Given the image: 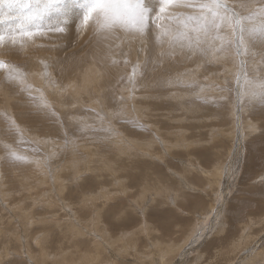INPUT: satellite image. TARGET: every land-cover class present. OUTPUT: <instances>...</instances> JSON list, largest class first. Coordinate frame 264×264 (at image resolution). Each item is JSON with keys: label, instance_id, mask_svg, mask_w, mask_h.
I'll list each match as a JSON object with an SVG mask.
<instances>
[{"label": "rangeland", "instance_id": "374dc122", "mask_svg": "<svg viewBox=\"0 0 264 264\" xmlns=\"http://www.w3.org/2000/svg\"><path fill=\"white\" fill-rule=\"evenodd\" d=\"M150 1L148 0L151 5H154V1H156L155 4L158 2V0ZM189 2L199 4L208 2V0H189ZM241 2L248 3L250 7L240 8ZM32 3L35 4L36 0H32ZM220 3L224 5V8L220 10L222 15L225 14V9H227L229 15L236 12L240 16L249 17L250 19H247L245 24L250 30L249 32L253 34V39L259 38L261 29L264 28V20L261 19L262 13L260 11L261 8H264V0H220ZM69 9H73L75 13L79 9L80 12L82 11L80 4L74 3L73 0H67L60 12L52 13L45 19L52 18L53 23H57L59 14L67 12ZM197 14H200L198 7H185L178 0H173V3L169 4L163 13L158 12L161 22L158 27L161 25L160 28L171 29L173 35L185 33L186 35L181 38V42L185 44V47L181 48L179 43L170 46L166 38L167 41L156 44L155 51L151 54L149 50L146 51V49H149L148 35L144 38L147 40H145L147 47H144L145 44L140 41V38L145 35L144 33V35L137 34L138 36L134 38L131 36L123 38L120 36V31H117L114 37L111 34L103 35L102 32L97 31L96 21L93 22L91 19L86 23L84 22V27H90L85 29V35H80V40H77L79 39L77 37V39L69 42L64 41L67 44L63 43V51L57 52L58 54H54L51 43L36 42L33 36L24 37L28 39L29 45L27 44V47L17 37L20 42L15 45L16 49L12 50V52L14 51L13 54H10L11 51L8 49L9 45H13L9 44L11 43L10 40H8V44H0V62L5 65L0 68V89H2L0 92V169L2 170L1 173H5H2V176L8 173V176L6 175L4 178L0 175L1 183L6 181V177L8 182L4 189L0 185V198H2L0 199V226L8 229L11 227L13 229L19 228L18 234L20 237L19 242H16L17 240L7 241L5 235L2 234L0 246H5V250L7 248L10 250L3 252V254L0 253L1 264H52L53 260H49L48 256L55 254L54 251L57 252L61 247L70 256L75 254V262L79 264H83V262L84 264H227L228 262L243 264L245 262L243 258H247L253 252L254 254L264 252V231H262L264 222L260 221L264 218V104L252 99L253 93L258 94L261 88L264 87V44H261L257 39L255 46L248 44L246 41L239 53H237L234 45L225 50L227 39L232 36V31L227 23H224L221 24L219 30L220 35L225 37L224 41L209 40L208 43L197 45L196 37L198 34L192 31V25L190 24L187 28L184 27L186 18ZM154 16L155 13L151 15V18H154ZM45 22L43 21V24L47 25ZM16 23L15 20H10L7 24H0V31L6 29L8 24ZM92 24L93 26H91ZM76 31H72L73 35ZM98 35L100 38L95 39ZM5 37L9 38V34H6ZM82 37L85 40L88 38L85 45L79 44V42L85 41ZM202 37L201 34V40L204 39ZM112 39L119 40L117 41L119 42L118 45H110ZM188 39L192 41L191 48L186 46ZM55 44L56 47L60 46V43ZM170 49L174 53L170 52ZM114 52L115 54H113ZM116 52H122L123 54H117ZM131 53L136 55L137 60H140V58L144 60L142 64L144 63L143 66L145 67L143 71L142 66V70L139 72L142 85L137 86L136 92L134 89L129 92L128 89L122 88V84L124 83L123 87L126 86L130 78L129 71L131 73V70L136 67V65L131 67L130 59L127 58L128 54ZM45 56L52 61H45L46 65L53 66L52 68L56 70L55 79L60 82H66L69 76L75 77L76 74L72 73V70L78 71L75 68L86 66L87 62H83V60L87 57L97 67L102 68L100 70V67H98L99 71L97 69L95 75L98 81L101 80L99 81L100 84L103 83L102 93L105 95L112 93V105L115 102L116 106L118 104L125 106L124 94L128 97L131 95V97H134V94L139 91L137 94L139 96L137 100L139 101L135 104L141 109L138 110L140 113L137 112L138 115L132 114L133 102H129L130 106H128L131 107V110L128 109L131 117H129V114L127 117L121 116L120 119L115 115V119L118 118L115 121L85 102L80 108L78 106L66 108L68 113L65 115L58 112L53 114L51 109L49 111L42 109L39 101H36L38 99L36 92L28 89L29 86L36 88L38 84H34L33 78H31L32 80L28 78L27 71L37 68L38 65L42 66L43 57L45 58ZM38 57H40V63L37 62ZM60 59L64 61L63 63L71 62L70 67L73 69L68 72L66 66L60 63ZM124 59L125 61H122ZM55 63L64 67L57 68ZM126 64L128 65L126 66ZM138 66L136 69H138ZM191 69L193 70L192 75L187 79L177 76L175 84H172V76L174 77L180 72L187 73ZM148 71L147 75L146 72ZM16 77L24 78L23 89H18ZM36 77L38 78V76ZM7 91H9L11 97L9 99L4 98V92ZM12 92L14 98L11 95ZM129 99L128 101H130ZM4 100L9 101V105H11L14 112L12 115H15L18 121L23 122L30 129L35 128L41 133L44 132L43 134L52 131L51 135L54 134L58 138L61 131L59 126L62 127V131H64H61L63 133L62 139L64 140H62L63 143L60 146H64V148H61L60 152L57 151L56 154L55 151L51 154L46 151L45 145L36 144L39 142L35 138L33 139L32 136L19 134V128L13 124L12 116L4 112L2 108L1 103ZM59 100L63 104L73 102L69 97L59 98ZM77 108L80 111L82 110L81 114L74 113L77 115H72L69 113ZM60 112H62V108ZM102 112L108 114L106 110H102ZM139 114L142 116H139ZM102 117L105 125L100 124ZM78 118L79 120H76ZM123 118L124 120H122ZM125 118H128V120ZM56 120H59L60 124H57ZM110 120H112V123ZM80 121H84L86 126H89L90 123V128H81ZM118 123H123V127L133 134H136L141 128L145 132V134H140L143 138L147 137L152 131H157L156 135L160 132L157 135L158 144L154 145L155 152L150 153L143 150L144 153H135V149H130L127 153H118L112 141L113 138L109 134L111 127H119L122 130L121 133H125L121 125H117ZM110 124L111 127H109ZM150 124L154 125V128ZM55 125L58 128H54ZM255 128L257 129L255 130ZM163 134L169 143L171 142V149L161 139ZM18 136H23V138L19 139ZM39 137L44 138L43 142L46 141L45 137ZM85 137L91 138V141H85ZM69 138L84 143V153L81 152L80 147H77L75 148L76 152L79 149L80 151L72 153L71 156V146L69 144L71 139ZM188 139L190 140L188 141ZM30 144L34 145L31 146ZM88 145L90 146L88 147ZM11 146L18 147V150L21 149V151H25L24 153H35L36 157H39V160H42L46 166V171H49L46 174L51 178L50 184L42 185L36 188L37 190H33L34 192H29L27 190L28 183L22 184L21 182L26 180L27 177H23V170L30 173V167L26 163H19L18 153H14L12 150L14 147ZM31 147L33 150H30ZM101 154L103 157H109L105 161L115 164L116 167L119 165L123 167L118 173L119 176H122L119 178L121 182H115L109 176V173L103 174L104 170H101L103 164L99 162ZM97 158L99 159L98 162L96 161ZM69 161L72 163L74 161L77 166H75L76 170L75 168L74 170L67 168ZM120 162L124 165H121ZM127 162L131 165L129 166ZM64 163H66L65 167ZM89 163L93 164L94 167L97 165L96 168H100L99 170L102 173L100 177V171ZM83 164L85 167H83ZM17 166L19 167L18 176H14L13 179L9 177V174L16 173L15 170L17 169L14 168H17ZM33 167L31 166V169L35 173L36 167ZM211 168L215 169L212 171ZM62 169H65L63 173H61ZM206 169H209L208 173L205 171ZM202 170L203 172H200ZM56 171H58L57 175ZM97 172L99 173L96 174ZM104 172L108 171L105 170ZM181 172L182 174H180ZM60 173L62 176H66L64 194L58 192L56 184L52 183ZM218 173L221 175L219 178ZM107 176H109L108 179ZM207 179L214 183L212 182V184ZM100 180L103 182L102 184H99ZM19 181H21V184ZM207 181L209 182L205 185L204 182ZM209 184H212L210 185L211 188ZM102 186L106 191L109 190V198L100 197V199L92 196L88 199V202H84L88 193L97 192L96 190L102 191ZM125 187L126 191L124 190ZM176 187L177 189L182 187L181 190L183 189L182 192L185 194L183 200L179 197L180 199L175 201L176 198L174 199L172 196L174 195L173 192L176 191ZM205 187L209 189H205ZM155 188L161 189L159 192L162 196H158V192L153 191ZM143 189H146L145 195L142 194ZM4 190L5 193L9 191L8 196L1 193ZM111 191L113 192L111 193ZM21 192L22 194H20ZM50 192L53 203L51 204L52 207L47 208L43 202L50 200L45 199ZM82 193H84L83 196ZM189 193L192 194L191 198H193L187 200L191 202L190 205L184 200L190 197ZM32 194L35 197L39 195L40 202L37 200L35 206L31 205L35 197L33 199L27 198L28 195ZM144 197L146 198L144 199ZM97 198V203H95L96 201L93 200ZM24 199H26L23 203L24 207L28 208L29 206L28 209H30L34 206L33 216L29 218L31 220L30 224L25 218L26 213L22 215L20 210L14 208L19 202L22 203ZM159 199H162L160 204L157 203ZM204 208L208 209L207 215L206 210H203ZM54 211L57 213L54 216L57 221L48 218L54 215ZM38 216L47 217V220L36 222ZM94 217L95 221L98 219L99 223H93L92 219L94 220ZM255 218L259 222L255 221ZM61 221L65 224L73 223L75 227H69L71 230L80 233V237L79 235H76V237L71 236L67 241L66 236L63 237L64 232L62 231L65 230L66 225L64 228L63 226L59 227ZM257 222L258 224H256ZM150 223L153 224L152 227ZM243 223H250L251 229H243L242 231ZM25 224L29 225L30 230L27 229L28 225L26 226L27 231L24 229ZM148 224H150V229L146 228ZM133 231L138 233L135 234ZM44 232L46 233L44 234ZM191 232L192 235H190ZM247 232H258V234L253 236L252 239L239 240L242 233L245 236L248 234ZM125 233L130 237L129 241L115 240V238L121 237ZM7 234L9 235V233ZM46 234L48 238H46ZM32 235L34 236L31 237ZM58 238L64 239L59 241ZM70 238L72 243L74 242L75 250L70 243ZM37 239L39 244L36 243V241L38 242ZM28 240L34 253L27 250ZM165 240L174 243L177 247L180 245L178 251L170 254L166 260L163 259V252L157 246L158 243ZM233 240L241 241L237 245L239 250L233 248ZM45 246L47 249L49 248L48 252ZM99 247H102L103 252L98 257L96 251ZM33 249L37 251L35 252ZM41 249H46V253L40 251ZM35 254L40 256L38 258H42L43 262H37L40 260L36 258ZM91 254H94L95 257H92ZM44 258H48L49 261L47 260L48 262L44 263ZM260 258L261 256L255 260L254 264H257Z\"/></svg>", "mask_w": 264, "mask_h": 264}, {"label": "bare ground", "instance_id": "6f19581e", "mask_svg": "<svg viewBox=\"0 0 264 264\" xmlns=\"http://www.w3.org/2000/svg\"><path fill=\"white\" fill-rule=\"evenodd\" d=\"M150 1V0H149ZM155 3H156V1H154ZM153 2V3H154ZM41 3H43V2H41ZM149 3V2H148ZM150 3H151V1H150ZM154 3V5L156 6L157 4H155ZM158 3V2H157ZM77 4H80L79 2H77ZM151 5V4H150ZM154 5H152V6H154ZM154 6V7H155ZM160 15V14H159ZM159 15H158V11L157 12H155V16H154V18H149V21H148V25H147V29L145 30V31H147V32H144V34H142V35H144L143 37H141L140 38V41H142L143 42V44H145V42L147 41L146 39H144L145 38V36H147L148 35V48L149 49H146V51L147 50H149V52H150V54L151 53H153L154 51H155V46H156V44H158L159 42L156 40V37L159 35V33H160V26L158 27V25L161 23L160 22V17H159ZM183 17V16H182ZM64 19H66L67 20V24H66V26H64V30L61 32V31H55V32H53V31H48V30H43V31H39V32H35L34 33V35H33V39L36 41V42H43L44 44H46V43H51L52 45H53V47H51V49L54 51V54H56L57 52H61V51H63V43H66V42H64V41H72L73 39H77V37H79L80 35H82V34H84L85 33V29H89L90 27L89 26H86V27H84V22H83V20H82V11L80 12V9H79V11H76V13L73 11V9H69V10H67V12H64V13H62V14H59V20H58V22H60V21H62V20H64ZM93 20V22H95L96 21V17H95V14L93 13L91 16H90V18H89V20ZM44 21H46L45 22V24H47V25H49V24H54L53 22V19L52 18H49V19H45ZM57 22V23H58ZM92 22V23H93ZM47 25H45V26H47ZM91 26H93V24L91 25ZM5 30V29H4ZM76 31L75 33H74V35H73V33H72V31ZM92 30V29H91ZM221 30H223V29H221ZM250 31V30H249ZM86 32H89V31H86ZM92 32V31H91ZM117 33V31H115V32H113V33H111V35L114 37V36H116L115 34ZM4 34L6 35H8V33L5 31L4 32ZM93 34V33H92ZM85 35V34H84ZM83 35V36H84ZM86 35H87V33H86ZM103 35H106L105 33H103ZM93 36V35H92ZM120 36L121 37H123V38H127V37H129V36H131V37H136V36H138L137 34H130V33H125V32H123V31H120ZM85 37V36H84ZM84 37H82L83 38V40H85V38ZM188 37V36H187ZM98 38H100V36L98 35L95 39H98ZM203 38V37H202ZM18 39H21V43L22 44H24V46H26L27 44L29 45V43H28V39H26V38H20V37H18ZM81 38L79 37V39H77V40H80ZM92 39V38H91ZM166 39V38H165ZM5 44H8L7 42H8V40H9V38H7V37H5ZM88 40V38H86V40L85 41H81V42H79V44H86L87 41ZM109 40V39H108ZM146 40V41H145ZM117 41H119V40H114V39H112L111 41H110V45H118V43L119 42H117ZM130 41V40H129ZM164 41H167V40H164ZM55 43H60V46L59 47H56V44ZM9 44H11V43H9ZM55 44V45H54ZM67 44V43H66ZM1 45H3V44H1ZM108 45V44H107ZM3 47H5V46H3ZM27 47V46H26ZM25 47V48H26ZM144 47H147L146 46V44H145V46ZM16 49V46L15 45H9L8 46V49H10V54L12 53L13 54V52H12V50L13 49ZM19 48V47H18ZM3 50V49H2ZM116 50H118V49H116ZM120 50V49H119ZM122 51V50H121ZM169 51V50H168ZM167 51V52H168ZM166 52V53H167ZM170 52H173V50L171 51V49H170ZM117 53V52H116ZM118 53H121V55L123 54L122 52H118ZM117 53V54H118ZM125 53V52H124ZM174 53V52H173ZM3 54H4V52H3ZM58 54V53H57ZM113 54H115V52L113 53ZM168 54H170V53H168ZM213 54H215V53H213ZM228 54V53H227ZM2 56V55H1ZM111 56V55H110ZM127 56V55H126ZM141 56H144V55H141ZM129 57V58H128ZM160 57V56H159ZM40 57H38L37 58V62L38 63H40L41 62V60L39 59ZM121 58V57H120ZM126 58V57H125ZM127 58L128 59H130V64H131V67L133 66V65H136V67L138 66V63H139V66H138V69H136V67H135V69L134 70H131V68H130V70L132 71L131 73H130V71H129V76H130V78H129V80L127 81V83H126V86H124L123 87V84H122V88H124V89H128V91L129 92H132V90L134 89V91L136 92V89H137V86H141L142 85V82L140 81V78H139V72H141V70H142V66H143V64H142V61L144 62V60H142L141 58H140V60L138 59H136V55H134L133 53H131V54H128V56H127ZM126 58V59H127ZM144 58V57H143ZM59 59V58H58ZM61 60V62L60 63H63L64 61L62 60V59H60ZM59 60V61H60ZM45 61H49V62H52V61H50V58L49 57H46L45 56V58L43 57V63H42V66H39L38 65V67L37 68H32V69H30L29 71H27L28 73H27V76H28V78L30 79V80H32L31 78H33V80L32 81H34V84L35 83H37L38 84V87H36V88H34V87H32V86H29L28 87V89L29 90H31V91H35L36 92V94H37V98L38 99H36V101L38 100L39 101V104L42 106V109H44V110H50L51 109V111H52V113L53 114H55V113H59V114H61V115H65V114H67L68 112L66 111L67 109L66 108H73V107H75V106H78L79 108H80V106H83V103L85 102L86 104H88L89 106H92V107H94V108H96L97 110H99V111H101V113L102 114H105V115H108V118H111L112 120H118V118L117 119H115V115H116V117H120V119H121V116L123 117H127L129 114V117H131V113L129 112V110L128 109H130L131 107H128V106H130V104H129V102H133L132 104H133V107L131 108L132 109V111H133V113L132 114H137L138 115V113L137 112H139L138 110H141V109H139V106H137V104H135V103H137V101H139V100H137V98L139 97L137 94H138V92H137V94L135 93L134 94V97H128L126 94H124L125 95V102H124V105L125 106H122L121 104H118V106H116L115 105V102H114V104L112 105V99H111V96H112V93H110L109 95H105V94H103L102 93V88H103V83H101L100 84V82L99 81H101V80H99L98 81V78H97V76L95 75L96 74V71H97V69H98V67H100V66H96L94 63H92V60L90 61L87 57L83 60V62H87L86 63V66L85 65H83L82 67H77V68H75V69H77L78 71H74V70H72L73 68H71L70 67V64H71V62H65V63H63L65 66H66V68H67V70H68V72H70L71 70H72V73H74V74H76L75 75V77H72V76H69V77H67V79H66V82H60V81H57L56 79H55V73H56V70L54 69V68H52L53 66H48V64L46 65V63H45ZM57 61V60H56ZM58 61V62H59ZM117 61V60H116ZM115 61V62H116ZM122 61H125V59L124 60H122ZM136 61V62H135ZM128 62V61H127ZM138 62V63H137ZM54 63V62H53ZM118 63V62H117ZM136 63V64H135ZM199 64V63H198ZM55 65H56V67L57 68H60V66H62V67H64L63 65H60V64H58V63H55ZM128 64H126V66H127ZM180 65V64H179ZM48 66V67H47ZM152 66H154V65H152ZM31 67V66H30ZM115 67V66H114ZM120 67V66H119ZM174 67V66H173ZM65 68V69H66ZM118 68V67H117ZM145 67L143 66V71L145 70L144 69ZM169 68V67H168ZM172 68V67H171ZM102 68L100 67V70H101ZM115 69H116V67H115ZM174 69V68H173ZM232 69V68H231ZM233 69H235V68H233ZM66 70V71H67ZM98 71H99V69H98ZM117 71V70H116ZM184 71H185V69H184ZM192 69L191 70H189V71H187V73H184V72H180V71H176V72H180L179 74H176L175 75V73H174V77L172 76V81H173V83L172 84H175V82H176V77L177 76H181L183 79H187V77H189L190 75H192ZM227 72V71H226ZM147 73V75H148V73H149V71L148 72H146ZM16 74V73H15ZM97 74H98V72H97ZM235 75V74H234ZM19 76H21V75H19ZM36 76H38V78L36 77ZM225 76V75H224ZM232 76V75H231ZM23 77V76H22ZM22 77H19V78H15V79H17L16 81H17V87H18V89L20 90V89H23V84L25 83V81H24V78H22ZM222 77V76H221ZM145 80V79H144ZM147 80V79H146ZM104 82L106 81V80H103ZM102 81V82H103ZM13 84H14V82H13ZM101 86H100V85ZM108 84H109V82H108ZM15 85V84H14ZM109 86V85H108ZM250 86V85H249ZM25 87H27V86H25ZM248 87V86H247ZM252 87H253V85H252ZM121 88V89H122ZM249 88H251V87H249ZM259 89V88H258ZM2 91V89H0V92ZM3 91H5V90H3ZM24 91V90H23ZM3 93V92H2ZM26 93V92H25ZM28 93V92H27ZM87 93V94H86ZM124 93V92H123ZM28 94H30V93H28ZM32 94V93H31ZM119 94V93H118ZM133 94V93H132ZM12 96H13V92H12V94H11ZM53 95H55V97H53ZM178 95V94H177ZM4 98L5 99H9V98H11L10 97V93H9V91H7V92H4ZM29 96V95H28ZM32 96V95H31ZM36 97V96H35ZM63 97H69V98H71L72 99V101L73 102H71V103H62L60 100H59V98L61 99V98H63ZM114 97H115V95H114ZM147 97V96H146ZM13 98H14V96H13ZM130 98V99H129ZM32 99V98H31ZM128 99L130 100V101H128ZM145 99V98H144ZM17 100V99H16ZM116 100V99H115ZM143 100V99H142ZM141 100V101H142ZM18 101H19V99H18ZM15 102H17V101H15ZM2 108L4 109V112H6V113H9V115L10 116H12V121H13V124L15 125V126H17L18 128H19V134H22V135H26V134H28L29 136H32L33 137V139L35 138V140L37 141V142H39V143H36V144H40V145H45V149H46V151L47 152H49V153H53L54 151V153L56 154L57 153V151H59L60 152V149L61 148H64V146H60L61 145V143H63L62 142V140H64V139H62V136H63V133L62 132H64V131H62V127H60L59 126V129L62 131H60V137H58L57 138V136H54V134L53 135H51V132H49V133H45V134H43V133H41L40 131H38V130H36L35 128H32V129H30L26 124H24L23 122H20V121H18V119L16 118V116L15 115H12L14 112H13V110L11 109V105H9V101L8 100H4L2 103ZM139 104V103H138ZM146 104V103H145ZM149 107V106H148ZM157 107V106H156ZM61 108H62V112H60V110H61ZM79 108H77L75 111H70L69 113L70 114H74V113H79V114H81L82 113V110L80 111V109ZM83 109V108H82ZM130 109V110H131ZM151 109V108H150ZM84 110V109H83ZM102 110H106L107 111V113L108 114H106V112H102ZM86 111V110H85ZM151 111H152V109H151ZM2 112H3V110H2ZM49 113H51V112H49ZM140 113V112H139ZM215 113H216V111H215ZM223 113V112H222ZM60 115V116H61ZM74 115H77V114H74ZM137 115H135V116H137ZM139 116H142L141 114H139ZM153 116V115H152ZM151 116V117H152ZM138 117V116H137ZM162 117H163V115H162ZM50 118H52L51 116H50ZM74 118V117H73ZM107 118V119H108ZM143 118V117H142ZM142 118H140V119H142ZM45 119H46V117H45ZM55 119V118H54ZM60 119V118H59ZM62 119V118H61ZM81 119V118H80ZM125 119H127L128 120V118H125ZM139 119V120H140ZM146 119V118H145ZM76 120H79V118L78 119H76ZM105 120V119H104ZM112 120H110L111 121V123H112ZM122 120H124V118L122 119ZM137 121H138V119H136ZM57 121V120H56ZM55 121V122H56ZM74 121H75V119H74ZM108 121V120H107ZM113 121V122H114ZM257 121V120H256ZM50 122V121H49ZM52 122V121H51ZM58 123L57 124H60V122H59V120L57 121ZM62 122H63V120H62ZM105 122H106V120H105ZM104 122V123H105ZM125 122H126V120H125ZM136 122V121H135ZM260 122V121H259ZM48 123V122H47ZM86 123H88V122H86ZM97 123V122H96ZM107 123V122H106ZM250 123H252V122H250ZM54 124V123H53ZM80 124H81V128H90V123H89V126H86L85 125V123H84V121H80ZM100 124L102 125L103 124V117L101 118V120H100ZM123 123H121V124H117L118 126H120L121 125V127L123 128V130L125 131V133L123 132V134L121 133V129L119 128V127H111V124H110V126L109 127H111L109 130H110V135L112 136V141L114 142V146H115V149L118 151V153H127L130 149H135V153H144V151L143 150H147V151H149L150 153H153V152H155L154 150V145H157L158 144V139H157V135L160 133L159 131V133L156 135V132H154V131H152L147 137H145V138H143L142 136H140V134L141 133H144L145 134V132L140 128L139 130H138V132L136 133V134H133V133H131L128 129H126V128H124L123 127V125H122ZM135 124V123H134ZM260 124V123H259ZM46 125V124H45ZM62 125V124H61ZM103 125H105V124H103ZM107 125H108V123H107ZM114 125H116V124H114ZM114 125H112V126H114ZM116 125V126H117ZM147 125V124H146ZM151 125V127L152 128H154V125L152 126V124H150ZM248 125V124H247ZM253 125V124H252ZM48 126V125H47ZM56 126V125H55ZM65 126H66V124H65ZM69 127V126H68ZM102 127V126H101ZM107 127V126H106ZM145 127V126H144ZM147 127V126H146ZM11 128V127H10ZM54 128H58L57 126L56 127H54ZM67 128V127H66ZM104 128V127H103ZM102 128V129H103ZM148 128V127H147ZM157 128V127H156ZM49 129V128H48ZM64 129H65V127H64ZM69 129V128H68ZM257 128H255V130H256ZM51 130V129H50ZM49 130V131H50ZM56 130V129H55ZM107 130V129H106ZM158 130H160L159 128H158ZM213 130V129H212ZM252 130V129H251ZM255 130H253V131H255ZM261 131V130H260ZM46 132V131H45ZM70 132V131H69ZM214 133H215V130L213 131ZM212 132V133H213ZM220 132V131H219ZM15 133V132H14ZM58 133V132H57ZM62 133V134H61ZM67 133H68V131H67ZM170 133V132H169ZM254 133V132H253ZM252 133V134H253ZM69 134V136H71L70 135V133H68ZM108 134V135H109ZM125 134V135H124ZM162 134V133H161ZM166 134V133H165ZM173 134V133H172ZM104 135H105V133H104ZM175 135V134H174ZM27 136V135H26ZM39 136H43V137H45V139H46V141L45 142H43L44 141V138H42V137H39ZM76 136V135H75ZM74 136V137H75ZM214 136V135H213ZM258 136V135H257ZM160 137V136H159ZM18 138L19 139H22L23 138V136H18ZM69 139H71L70 141H71V143H69L70 144V146H71V148H70V153H71V156H72V153H77L78 151H80V149L79 150H77V152H76V150H75V148H77V147H80L81 148V152H83L84 153V146H83V144L84 143H80V142H78L76 139H74V138H69ZM85 141H91V138H89V137H85ZM161 139H163L166 143L165 144H167V146L169 147V149H171V142L169 143V141H168V139L164 136V134H163V136H162V138ZM160 139V140H161ZM187 139V138H186ZM214 139V138H213ZM27 141H28V139H26ZM184 140V139H183ZM183 140H182V142H183ZM190 139H188V141H189ZM211 140V139H210ZM48 141V142H47ZM87 141V142H88ZM162 141V140H161ZM187 141V142H188ZM34 142V141H33ZM41 142H43V143H41ZM181 142V143H182ZM186 142V143H187ZM207 142H209V141H207ZM35 143V142H34ZM185 143V144H186ZM197 143H199V142H197ZM134 146H133V145ZM164 144V145H165ZM184 144V143H183ZM195 144V143H194ZM31 145V144H30ZM32 145H34V144H32ZM31 145V146H32ZM63 145V144H62ZM87 145V144H86ZM201 145V144H200ZM90 145H88V147H89ZM166 146V145H165ZM164 146V147H165ZM166 146V147H167ZM197 146V145H196ZM215 146V145H214ZM213 146V147H214ZM11 147H14V148H12V150L14 151V153H18L17 155L19 156L18 158H20V159H18V161H19V163H26L27 165H28V167H30V173H26L24 170H23V177H25V176H27L25 179L26 180H24V181H19V183L21 182L22 184H25V183H28L27 185H29V186H27L28 187V189L27 190H29V192L31 191H33V190H35L36 188H38V187H41L42 185H48V184H50V182H51V178L49 177V175H47L46 173L47 172H49V171H46V169H45V165L43 164V162H42V160H39V157H36V155H35V153H24L23 151H21V149L20 150H18V147H16V146H11ZM165 147V148H166ZM32 148V147H31ZM93 148V147H92ZM174 149H175V146L173 147ZM180 148V147H179ZM28 149V148H27ZM30 149V148H29ZM30 150H33V148L32 149H30ZM92 150V149H91ZM94 150V149H93ZM185 150V149H184ZM69 151V150H68ZM171 151V150H170ZM173 151V150H172ZM187 151V150H186ZM211 151H212V149H211ZM28 152V151H27ZM66 152H67V150H66ZM158 152V151H157ZM199 152V151H198ZM201 152V151H200ZM51 153V154H52ZM167 153V152H166ZM36 154H37V152H36ZM51 154H50V156H51ZM54 154V155H55ZM90 154V153H89ZM98 154V153H97ZM159 154V153H158ZM205 154V153H204ZM62 155V154H61ZM83 155V154H82ZM92 155V154H91ZM164 155V154H163ZM201 155V154H200ZM53 156V155H52ZM81 156V155H80ZM88 156V155H87ZM90 156V155H89ZM65 157V156H64ZM91 157V156H90ZM156 157V156H155ZM69 158V157H68ZM89 158V157H88ZM107 158H109V157H107V156H102V154H101V160L99 161V159L97 160L96 159V161L98 162H100V164H103V165H101V170L103 171H108V172H104L103 171V174L104 173H109V176H111L114 180H115V182H121V180L119 179V178H121L122 176H119L118 175V173H119V171H121L122 169H123V167L122 166H118V167H116L115 166V164H112V163H110V162H107V161H105V160H107ZM70 159V158H69ZM190 159V158H189ZM82 160V159H81ZM191 160V159H190ZM12 161V160H11ZM66 161H67V159H66ZM92 161H94V160H92ZM111 161H112V159H111ZM13 162V161H12ZM46 162V161H45ZM95 162V161H94ZM11 163V162H10ZM79 163V162H78ZM121 163V162H120ZM120 163H118V164H120ZM128 163V162H127ZM199 163V162H198ZM12 164V163H11ZM90 164V163H89ZM95 164H97V163H95ZM123 163H121V165H122ZM129 164V163H128ZM191 164V163H190ZM25 165V164H24ZM44 165V166H43ZM91 166H93V164H90ZM124 165V164H123ZM131 165V163L129 164V166ZM222 165V164H221ZM220 165V167H222ZM26 166V165H25ZM31 166H34L33 168H35L36 167V172L34 173L33 172V170L31 169ZM48 166V165H47ZM66 166V163H64V167ZM75 163H74V161H73V163L71 162V161H69V165L67 166V168H72L73 170H74V168H75ZM96 166L97 165H95V167L94 168H96ZM100 166V165H99ZM98 166V167H99ZM215 166V168H216V165H214ZM213 166V167H214ZM7 167H9V166H7ZM23 167V166H22ZM77 167V166H76ZM79 167H81V166H79ZM83 167H85L84 166V164H83ZM127 167V166H126ZM61 168V167H60ZM63 168V167H62ZM66 168V169H67ZM92 168V167H91ZM214 168V169H215ZM14 169H17V170H15V172L16 173H10L9 174V177H11V178H13L14 179V176L16 177V176H18V171H19V167L17 166V168H14ZM26 169V168H25ZM89 169V168H88ZM96 169H100V168H96ZM96 169H95V171H96ZM147 169V168H146ZM184 169V168H183ZM212 169V168H211ZM211 169H210V172H211ZM214 169H212V171L214 170ZM217 170H218V168H216ZM29 170H27V171H29ZM53 170V169H52ZM56 170H58V169H56ZM75 170H76V168H75ZM81 170V169H80ZM80 170H79V172H80ZM92 170H93V168H92ZM91 170V171H92ZM97 170V171H98ZM101 170H99L100 171V174H99V177H100V175L102 174L101 173ZM192 170V169H191ZM190 170V171H191ZM195 170V169H194ZM209 170V169H208ZM207 169L205 170L206 172L208 171ZM221 170H222V168H221ZM1 169H0V175L2 176V173H4V172H2L1 173ZM59 171V170H58ZM58 171H56V175H57V172ZM63 171H65V169H62L61 170V173H63ZM67 171V170H66ZM94 171V172H95ZM125 171V170H124ZM183 171V170H182ZM204 171V174L206 173ZM223 171V170H222ZM221 171V172H222ZM6 172V171H5ZM186 172H187V170H186ZM189 172V171H188ZM200 172H203V170L202 171H200ZM220 172V173H221ZM60 173V175L59 176H56L55 177V180H53L52 181V183H54V184H56V187H57V191L58 192H60L61 194L63 193L64 194V192H65V189H66V184H65V181H66V176L64 177V176H62V174ZM65 173V172H64ZM67 173V172H66ZM89 173H90V171H89ZM92 173V172H91ZM99 172H97L96 174H98ZM190 173V172H189ZM188 173V174H189ZM208 173V172H207ZM217 173V172H216ZM220 173H218V178L222 175V173H221V175H220ZM5 174V173H4ZM3 174V176H2V178H4L6 175L8 176V173L6 174V175H4ZM53 174V173H52ZM179 174V173H178ZM180 174H182V172L180 173ZM191 174V173H190ZM200 174H202V173H200ZM75 175V174H74ZM95 175V174H94ZM109 176H107V179H108V177ZM187 176V175H186ZM210 176V175H209ZM212 176H214V175H212ZM263 176V175H262ZM54 177V176H53ZM52 177V178H53ZM96 177V176H95ZM104 178H105V176H103ZM110 177V178H111ZM204 177H206V176H204ZM11 178H8V179H11ZM21 178V177H20ZM102 178V177H101ZM203 178V177H202ZM207 178V177H206ZM1 179V178H0ZM23 179V178H22ZM54 179V178H53ZM5 180V179H4ZM18 180V179H17ZM21 180V179H20ZM99 180V179H98ZM106 180V179H105ZM185 180V179H184ZM207 180H209V179H207ZM1 181H2V179H1ZM1 181H0V185L2 186L1 188L2 189H4L5 187V185L6 184H8V182H7V177H6V181L4 182V183H1ZM101 181V180H100ZM99 181V184L101 183H103L102 181L100 182ZM210 181V180H209ZM209 181H207V182H204V184L205 183H208ZM187 182V181H186ZM197 182V181H196ZM211 182V181H210ZM213 182V181H212ZM211 182V183H212ZM216 182V181H215ZM11 183V182H10ZM9 183V184H10ZM20 183V184H21ZM51 183V184H52ZM72 183V182H71ZM108 183H109V180H108ZM183 183V182H182ZM181 183V184H182ZM192 183V182H191ZM194 183V182H193ZM214 183V182H213ZM212 183V184H213ZM13 184H15L14 182H13ZM189 184V183H188ZM212 184H209V186L210 185H212ZM191 185V184H190ZM199 185V184H198ZM206 185V184H205ZM12 186V185H11ZM151 186V185H150ZM178 186H179V184H178ZM216 186V185H215ZM26 187V186H25ZM24 187V188H25ZM143 187V186H142ZM144 187H145V185H144ZM153 187H154V185H153ZM153 187H151V188H153ZM182 187H183V185H182ZM182 187H178L179 189H177V187L175 188L176 189V191H175V189H173L175 192H173L174 193V195H172L173 197H174V199H175V201L176 200H179L180 198H182V200H183V197H185V194L182 192V190H181V188ZM187 187V186H186ZM185 187V188H186ZM195 187V186H194ZM202 187H204L203 185H202ZM7 188V187H6ZM101 188V187H100ZM146 188V187H145ZM210 188H211V186H210ZM25 189V190H26ZM102 191L100 190H96L97 192H90V193H88L86 196H85V201L84 202H88V199L89 198H91L92 196H95V197H98V198H100V197H105V198H109L110 197V193L108 194V192H109V190L108 191H106L105 189H104V186H102ZM205 189H209V188H206L205 187ZM255 189V188H254ZM253 189V190H254ZM17 190V189H16ZM24 190V191H25ZM37 190V189H36ZM124 190L126 191V187L124 188ZM215 190V189H214ZM154 192H158L157 193V195L158 196H162V194H160V192L159 191H161V189L160 188H155L154 190H153ZM203 191V190H202ZM8 192V193H7ZM34 192V191H33ZM52 192V191H51ZM51 192L46 196V198L45 199H50V200H48V201H45V202H43L44 203V205L47 207V208H50V207H52L51 206V204L53 203L52 202V200H51V197H52V195H51ZM113 191H111V193H112ZM146 189H143V192H142V194L143 195H145L146 193ZM3 195H7L8 196V194H9V191H6V193H5V190H4V192H1ZM16 194H18L17 192H15ZM10 194H12V193H10ZM20 194H22V192L20 193ZM149 194H152V193H149ZM171 194V193H170ZM188 194V193H187ZM186 194V195H187ZM84 195V193H82V196ZM191 195L192 194H190L189 193V196L190 197H187L186 199H184V200H188V199H190L191 198ZM241 195V194H240ZM21 196V195H20ZM81 196V197H82ZM168 196H169V194H168ZM195 196V195H194ZM35 196H33V194L32 195H28V197L27 198H31V199H33ZM113 197V196H112ZM180 197V198H179ZM41 198V197H40ZM98 198L97 199H94L93 201H96V200H98ZM146 197H144V199H145ZM0 199H2V198H0ZM101 199V198H100ZM171 199H172V197H171ZM193 198H191V200H192ZM244 199V198H243ZM26 199H24V200H22V203L21 202H19V204L17 205V206H15L14 208L15 209H18V210H20L21 211V214L22 215H24L25 213V218H26V220H27V222H28V224H30L31 223V220L29 219L31 216H33L32 215V212H33V208H34V206H35V203H36V201L37 200H39V195L37 196V197H35L34 198V200H33V202L31 203V205H34L32 208H30V209H28L29 208V206H28V208H26V206L24 207L23 205V203H24V201H25ZM92 201V200H91ZM101 201V200H100ZM108 201V200H107ZM39 202H40V200H39ZM63 202V201H62ZM90 202V201H89ZM162 202V199H159V201L157 202L158 204H160ZM2 203V202H1ZM67 203V202H66ZM66 203H64V204H66ZM95 203H97V201L95 202ZM145 203H147V202H145ZM187 203L190 205V203L191 202H189V201H187ZM194 203V202H193ZM251 204H252V201L250 202ZM249 203V204H250ZM63 204V203H62ZM170 204V203H169ZM258 204V203H257ZM55 205V204H54ZM59 205V204H58ZM18 206H19V208H18ZM182 206V205H181ZM192 206V205H191ZM253 207H254V205H252ZM200 207V206H199ZM201 207H202V205H201ZM193 208V207H192ZM191 208V209H192ZM208 208V207H207ZM2 209V208H1ZM4 209H5V207H4ZM8 209V208H7ZM63 209V208H62ZM180 209V208H179ZM241 209V208H240ZM12 210V209H11ZM203 210H206L205 208L203 209ZM208 210V209H207ZM207 210H206V215H207ZM196 211H198V210H196ZM201 211V210H200ZM259 211V210H258ZM178 212V211H177ZM202 212V211H201ZM199 213V212H198ZM239 213V212H238ZM242 214V213H241ZM57 215V213L54 211V215L52 216V217H48V218H52V219H54V221H57L56 220V218L54 217V216H56ZM263 216V215H262ZM97 217H98V215H97ZM97 217H96V219H97ZM255 217V216H254ZM199 218V217H198ZM92 219V218H91ZM113 219V218H112ZM243 219V218H242ZM256 219V218H255ZM11 220V219H10ZM45 220H47V217H37L36 218V222L38 221V222H43V221H45ZM51 220V219H50ZM5 221V220H4ZM3 221V222H4ZM23 221V220H22ZM92 221H93V223L95 222H98L99 223V221H98V219L95 221V217H94V220L92 219ZM255 221H258V219H256ZM261 222H264V218L262 219V220H260ZM35 222V221H34ZM259 222V221H258ZM258 222L256 223V224H258ZM45 223V222H44ZM57 223V222H56ZM60 224H59V227L60 226H63V228H64V226L66 225V227H65V230H62L63 232H64V234H63V237L65 238V236H66V238H67V241L69 240L68 238L69 237H71V236H73V237H76V235H79V237H80V233H78L76 230H71L70 229V227L69 226H71L72 228H74L75 227V225L73 224V223H69V224H65L64 222H59ZM252 223V222H251ZM27 224V225H28ZM33 224V223H32ZM151 224V227H152V223H150ZM150 224H148V225H146V228L147 229H150L151 227L149 226ZM236 224V223H235ZM244 224V223H243ZM26 224H25V230H26V226H27ZM23 226V225H22ZM31 226V225H30ZM241 226V225H240ZM256 226V225H255ZM255 226H253V227H255ZM251 224L250 223H245L244 225H243V228H242V231H243V229L244 230H250L251 228ZM257 227V226H256ZM63 228H61V229H63ZM23 229V230H24ZM27 229H29V225H28V227H27ZM256 229V228H255ZM30 230V229H29ZM154 230V229H153ZM18 231H19V228H15V229H13V227H11L10 229H8L7 227H1L0 226V239H1V237H2V234H4L5 235V237L7 238V241H10V240H17L16 242H19V240H20V237H19V234H18ZM27 231V230H26ZM155 231V230H154ZM259 231V230H258ZM262 231H264V228L262 229ZM29 232V231H28ZM157 232V231H156ZM7 233H9V235L7 234ZM24 233H25V231H24ZM46 232H44V234H45ZM133 233H135V234H137L138 232L137 231H133ZM248 233V232H247ZM26 234V233H25ZM47 234H49V233H47ZM47 234L45 235L46 236V238H48L47 237ZM258 234V232H251V233H248L247 235H245L244 236V234L242 233V235L240 236V238H239V240L241 239V240H244V238H246V239H252L253 238V236H255V235H257ZM28 235H29V233H28ZM42 235V234H41ZM40 235V236H41ZM128 234L127 233H125V235H123V236H121V237H118V238H115V240H125V241H129L130 240V237H128L127 236ZM190 235H192V232H191V234ZM34 235H32L31 237H33ZM40 236H38V237H40ZM64 238H58V240L60 241V240H63ZM128 238V239H127ZM168 238H169V236H168ZM175 238V237H174ZM44 239H45V237H44ZM171 239V238H170ZM38 240V239H37ZM42 240V239H41ZM31 241H32V238H31ZM78 241V240H77ZM171 242L173 241V240H170ZM43 242H44V240H43ZM36 243L37 244H39V240H38V242L36 241ZM41 243V242H40ZM46 243V242H45ZM54 243H56V242H54ZM70 243L72 244V246H73V249L75 250V246H74V242L72 243V241H71V238H70ZM185 243V242H184ZM241 243V241H236V240H233V242H232V246H233V248H235L236 250H239V248L237 247V245H239ZM28 249L27 250H29V252L30 253H32L33 251H32V245H31V243H30V241L28 240ZM42 244V243H41ZM40 244V245H41ZM44 245V244H43ZM61 245V244H60ZM179 245V244H178ZM7 246V245H6ZM9 246V245H8ZM39 246V245H38ZM55 246V245H54ZM157 246L158 247H160L159 249L163 252V259H167L168 257H169V255L170 254H172V253H176V251H178V249H179V247H180V245L177 247V245H174V243H170V242H167L166 240L164 241V242H162V243H158L157 244ZM46 247V246H45ZM50 247V246H49ZM59 247V246H58ZM177 247V248H176ZM5 246H0V253H2L3 254V252L5 253V252H8L10 249H6L5 250ZM60 248V247H59ZM43 249V248H42ZM40 250V251H44L45 252V250L47 249V247H46V249H44V250ZM49 249V248H48ZM48 249L46 250L47 252H48ZM34 250V249H33ZM235 250V251H236ZM26 251V250H25ZM35 251V250H34ZM37 251V250H36ZM35 251V252H36ZM102 252H103V249H102V247H99L98 249H97V251H96V254H97V256L99 257L101 254H102ZM34 253V252H33ZM39 253V252H38ZM46 253V252H45ZM54 253L55 254H50L49 256H48V258H49V260L51 259V260H53V262H51L52 264H79V263H76L75 261V254H73V256H70L69 254H68V252H65L64 251V249L61 247V249L60 250H58L57 252L56 251H54ZM74 253V252H73ZM9 254H11V253H9ZM29 254V253H28ZM44 254V253H43ZM42 254V255H43ZM250 254V253H249ZM260 254V255H259ZM4 255H6V254H4ZM30 255V254H29ZM33 255V254H32ZM36 255V254H35ZM47 255V254H46ZM54 256V257H51V256ZM252 255H254L252 258H251V256ZM44 256H45V254H44ZM91 256L92 257H95V255L94 254H91ZM261 256V258L257 261V264H261V263H264V252L263 253H255L254 254V252L252 253V254H250L247 258H243L244 260H245V262L243 263V264H254L255 263V260L256 259H258L259 257ZM6 258H7V256H5ZM38 257H40V256H37L36 255V258H38ZM42 257V256H41ZM36 258H35V260H36ZM48 258H44V263H46V261L48 260ZM8 259V258H7ZM42 259V258H41ZM40 258H38V260H40V261H37V262H43V259L41 260ZM162 259V260H163ZM48 260V261H49ZM47 261V262H48ZM1 262H2V259L0 260V264H1ZM3 262H4V260H3ZM82 263V262H81ZM35 264V263H34ZM38 264V263H37ZM83 264H84V262H83ZM227 264H232L231 262H228Z\"/></svg>", "mask_w": 264, "mask_h": 264}, {"label": "snow or ice", "instance_id": "6c2138e0", "mask_svg": "<svg viewBox=\"0 0 264 264\" xmlns=\"http://www.w3.org/2000/svg\"><path fill=\"white\" fill-rule=\"evenodd\" d=\"M79 2L82 8V20L87 22L90 16L94 13L96 17L97 31L111 34L115 31H123L130 34H143L148 25L149 18L155 12L163 13L166 7L173 3V0H158L155 7L148 3V0H73ZM185 7L199 8L200 14L191 15L184 21V27L192 25V31L198 35L196 37L197 45L208 43L209 40L224 41L225 37L220 35L221 24L227 23L231 28L232 36L227 39V47L225 50L235 46L237 53L245 45L248 44L255 46L257 39L261 44H264V28L261 29L260 36L253 39V34L249 32L245 21L249 17L240 16L238 13L233 12L230 15L221 14V9L224 5L220 0H208L203 3H191L189 0H178ZM67 3V0H36L33 4L32 0H0V24H7L10 20H15L16 24H8L7 28L0 31V44L5 41L6 31L9 34L11 44L16 45L20 41L17 37H32L35 32L48 30V31H63L67 20L64 19L58 23L49 24L45 26L43 21L52 13H58L62 10V6ZM240 8L246 9L250 7L248 3L241 2ZM262 13L261 19L264 20V8L260 9ZM201 34L203 40H201ZM185 33L173 35L171 29L162 27L156 40L163 43L165 38L168 39L170 46H175L179 43L181 48L185 44L181 42V38ZM187 47H192L191 39L187 41ZM203 51V49H201ZM5 65L0 62V68ZM252 99L264 104V87L260 92L253 93ZM20 159V158H17Z\"/></svg>", "mask_w": 264, "mask_h": 264}]
</instances>
